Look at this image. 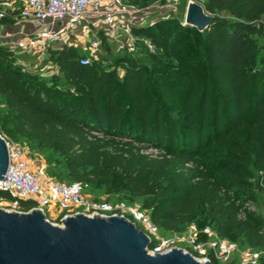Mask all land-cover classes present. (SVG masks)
<instances>
[{"label": "trees", "instance_id": "obj_1", "mask_svg": "<svg viewBox=\"0 0 264 264\" xmlns=\"http://www.w3.org/2000/svg\"><path fill=\"white\" fill-rule=\"evenodd\" d=\"M14 1L15 9L0 24L19 19L23 0ZM126 1L143 6L158 0ZM202 6L213 16L203 31L176 16L133 26L132 33L146 38L153 51L143 60L124 53L113 67L96 60L81 64L83 52L61 44L46 54L62 76L45 77L0 43V99L6 110L1 130L50 149L63 164L58 175L147 193L148 206L163 198L168 214L151 211L153 224L174 230L190 221L198 227L212 223L221 236L264 248V215L238 204L252 184L264 191V0H203ZM192 32L189 67L177 46ZM168 55L180 63V74L189 75L190 93L200 89L197 111L188 100L181 103L186 126L155 102L152 91L154 66H170L163 58ZM140 143L163 153L151 156L136 146ZM189 163L187 172H177ZM11 199L0 190V200ZM34 205L19 199L22 211Z\"/></svg>", "mask_w": 264, "mask_h": 264}, {"label": "built area", "instance_id": "obj_2", "mask_svg": "<svg viewBox=\"0 0 264 264\" xmlns=\"http://www.w3.org/2000/svg\"><path fill=\"white\" fill-rule=\"evenodd\" d=\"M14 3V0L0 2V18L13 12ZM165 5L160 2L157 5L158 10L165 9ZM152 11L154 7L152 9L151 5L140 8L126 0H23L18 17L35 19L37 26L31 32L4 36L0 43L13 48L18 55L17 61L21 64L25 57L46 54L53 43L73 44L82 50L83 55L79 62L85 64L90 61L88 54L102 50L100 34L109 39L123 33L124 41L121 42L130 45L135 38L131 28L140 26V21ZM160 16V14L153 16L152 21L161 18ZM5 141L9 163L0 179V190L7 192L12 199L0 202H4L9 208L22 211L19 199H32L35 205L27 211L40 209L48 221L60 226L62 219L75 213L87 216H123L143 230L150 242L155 241L151 248L147 246L148 253H161L176 247L151 236L155 235L157 228L146 211L121 202L112 204L104 199L88 197L84 194L82 182L55 179L42 167L32 164L25 146L10 143L6 139ZM44 206H48L47 211L43 209ZM204 232L209 234L207 228ZM191 245L192 249L182 248L183 251L200 261L215 264L196 235L191 237ZM210 248L219 259V264H232L229 263L232 261L231 255L237 251L234 242L220 239L211 242ZM239 255L243 264H264L260 252L254 249L244 248L239 251Z\"/></svg>", "mask_w": 264, "mask_h": 264}, {"label": "rangeland", "instance_id": "obj_3", "mask_svg": "<svg viewBox=\"0 0 264 264\" xmlns=\"http://www.w3.org/2000/svg\"><path fill=\"white\" fill-rule=\"evenodd\" d=\"M188 0H158L154 2H150L146 5L139 6L140 8L151 5L152 9L154 7V11L144 17V20L140 21V25H147L153 23V16L157 14L161 15L160 17L166 16H176L181 22L184 24V16L186 11ZM199 3H203V0H196ZM160 2H163L165 5V9L159 11V6H157ZM16 2L13 4L16 6ZM1 6V5H0ZM138 6V5H137ZM159 12V13H158ZM167 13V14H166ZM123 33H119L118 36L114 38L105 39V42L102 46V50L100 52H96L93 54H88L89 60L100 61L103 64H109L113 67L114 60L117 56H120L124 53H128L130 56L136 57L138 60H143L144 54L147 52H152L153 47L147 41L146 38L142 36H135L133 42L130 45L123 44L121 41H124ZM195 38L194 32L189 34L181 41V43L177 46L178 50H180V54L184 57V62L190 67V49L192 46L193 39ZM61 45V43H53L51 46L53 48H57ZM165 61H168L170 66L167 68L160 67L159 65L154 66L155 71L152 73L151 79V87L154 92L155 102L161 105L162 109L166 111H170L175 119L180 120L186 126L187 123L182 121L185 118L184 110L181 108V103L186 100L189 101L190 107L194 108V112L199 109L198 98L200 95V89H198L195 93H190L192 88V81L188 77L189 75L186 73L180 74L178 72V63L176 60L172 59L169 55L163 56ZM23 65L27 69L36 70L42 76L48 77L52 72H57L59 76H62L60 72L57 71L56 66L50 62L48 55H40V56H28L22 59ZM118 73H122L119 67L116 68ZM199 69H195L198 71ZM159 72L160 74H157ZM194 73V70H193ZM189 94H193L189 96ZM195 94V95H194ZM210 113V110H209ZM6 110L3 102L0 99V135L4 137L10 143H19L25 146L27 150V156L30 158L32 164L36 167H42L50 176L54 177L57 180H61L64 182H72L70 178L65 176L64 174H59L60 170L63 169V164L55 159L54 153L50 149H46L38 146L35 142L27 140L26 138H12L6 136L2 132V120L5 117ZM211 116V115H209ZM180 131H185V128H180ZM138 146L141 151L149 153L151 156L159 157L163 153V150L158 149L154 146L148 145L147 143H140ZM193 164H185L184 168L180 171L185 173L190 168H192ZM83 191L84 194L88 197H94L98 199H104L106 201L111 202L112 204H116L118 202L124 203L127 206L136 207L141 210L146 211L148 215H151V211L155 215H159L161 217L166 216L168 214L167 208L164 206V199L161 198L159 202H154L150 206L146 205L147 202L152 200L151 195L147 193H142L139 195H135L133 191L129 188L119 187L118 189L108 188L104 184L99 182L93 183H83ZM239 206L243 211L253 212L255 214L264 215V191L255 188L252 184L246 192L244 193L241 200L238 202ZM0 207L5 210H13L5 205L4 202H0ZM43 209L45 211L48 210V206H44ZM157 230L155 235H152L157 240H164L172 246L186 248L188 250L192 249L191 245V237H196L202 241L205 252L211 255V260L215 262V264H219V259L215 256L213 250L210 248L211 242H215L216 240L225 239L231 242H234L237 246V251L233 252L231 255L232 261L229 263L232 264H243L241 262V258L239 255V251L244 248L254 249L260 252L261 257L264 258V248L261 247H252L248 246L244 239L238 237L235 239H230L218 234L215 229L214 224L205 225L198 227L195 222H188L184 225L178 227L174 230H169L163 226H160L158 223L155 224ZM207 228L209 234L204 232V229ZM221 263V262H220ZM223 264V263H222Z\"/></svg>", "mask_w": 264, "mask_h": 264}, {"label": "water", "instance_id": "obj_4", "mask_svg": "<svg viewBox=\"0 0 264 264\" xmlns=\"http://www.w3.org/2000/svg\"><path fill=\"white\" fill-rule=\"evenodd\" d=\"M213 16L201 3L188 0L184 24L203 31ZM9 163L0 135V179ZM148 235L123 216L75 213L51 223L40 209L0 207V264H210L180 247L150 254Z\"/></svg>", "mask_w": 264, "mask_h": 264}, {"label": "crops", "instance_id": "obj_5", "mask_svg": "<svg viewBox=\"0 0 264 264\" xmlns=\"http://www.w3.org/2000/svg\"><path fill=\"white\" fill-rule=\"evenodd\" d=\"M37 26V21L32 18H19L12 23L0 24V42L4 36H15L31 32ZM78 47V46H77ZM80 49V47H78ZM82 52V50L80 49Z\"/></svg>", "mask_w": 264, "mask_h": 264}]
</instances>
